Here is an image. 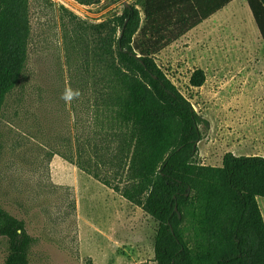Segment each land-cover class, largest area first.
Returning a JSON list of instances; mask_svg holds the SVG:
<instances>
[{"label":"rangeland","instance_id":"1","mask_svg":"<svg viewBox=\"0 0 264 264\" xmlns=\"http://www.w3.org/2000/svg\"><path fill=\"white\" fill-rule=\"evenodd\" d=\"M126 3L135 2L30 0L27 68L0 119V205L33 237L30 264H157L156 220L59 154L72 149L77 161L80 151L104 143L105 135L112 155L118 134L112 106L102 99L110 77L95 51L78 45L63 7L99 24L122 14ZM138 4L143 26L145 0ZM236 36L255 38L250 30ZM258 37L249 55L171 59L170 67L154 56L210 121L199 143L204 165L220 166L227 152L264 156V40ZM144 40L136 36L143 47ZM196 68L207 74L200 88L190 85ZM66 87L79 96L65 101ZM258 202L264 216V198ZM7 256V240L0 237V264Z\"/></svg>","mask_w":264,"mask_h":264},{"label":"trees","instance_id":"2","mask_svg":"<svg viewBox=\"0 0 264 264\" xmlns=\"http://www.w3.org/2000/svg\"><path fill=\"white\" fill-rule=\"evenodd\" d=\"M231 1L145 0L143 26L138 3H126L122 14L99 24L63 7L78 45L95 51L110 77L102 99L112 106L118 134L112 155L105 135L77 161L72 149L59 154L156 220L157 264H264L258 202L264 198V156L227 152L222 166L204 165L199 143L210 121L154 57L159 42L167 46ZM247 1L264 40V0ZM165 25L180 30L160 32ZM137 35L149 44H137ZM31 37L30 0H0V119L25 74ZM206 80L199 68L190 85L200 88ZM0 237L8 243L5 264H30L34 239L25 222L1 205Z\"/></svg>","mask_w":264,"mask_h":264},{"label":"crops","instance_id":"3","mask_svg":"<svg viewBox=\"0 0 264 264\" xmlns=\"http://www.w3.org/2000/svg\"><path fill=\"white\" fill-rule=\"evenodd\" d=\"M138 1L134 0L135 3H138ZM143 16V24H145L146 16L144 13ZM159 30L163 33L171 31L177 32L180 30V27L176 28L175 25H165ZM249 30L255 37L254 41L259 44L260 39L258 35L260 32L248 1L233 0L193 29L186 32V34L170 42L167 46L160 48L162 42H159L158 45H155L158 49L155 51V55L162 56L165 59L164 63L168 67H170L171 59L183 58L186 61L190 59L241 56L237 52H246L249 55L251 51L249 45H255V42H251L247 38L241 37L237 39V36L235 37V33H248ZM145 41L146 45L149 44L147 38Z\"/></svg>","mask_w":264,"mask_h":264},{"label":"clouds","instance_id":"4","mask_svg":"<svg viewBox=\"0 0 264 264\" xmlns=\"http://www.w3.org/2000/svg\"><path fill=\"white\" fill-rule=\"evenodd\" d=\"M79 90H73L70 87H66L64 92L62 93V98L65 99V101H69L71 99H74L79 96Z\"/></svg>","mask_w":264,"mask_h":264}]
</instances>
